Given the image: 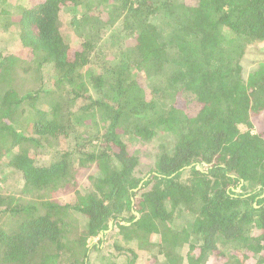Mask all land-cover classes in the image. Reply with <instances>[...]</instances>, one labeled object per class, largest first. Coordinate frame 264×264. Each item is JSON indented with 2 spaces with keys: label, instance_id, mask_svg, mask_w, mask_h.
<instances>
[{
  "label": "trees",
  "instance_id": "trees-1",
  "mask_svg": "<svg viewBox=\"0 0 264 264\" xmlns=\"http://www.w3.org/2000/svg\"><path fill=\"white\" fill-rule=\"evenodd\" d=\"M263 38L264 0H0V264H264Z\"/></svg>",
  "mask_w": 264,
  "mask_h": 264
},
{
  "label": "rangeland",
  "instance_id": "rangeland-1",
  "mask_svg": "<svg viewBox=\"0 0 264 264\" xmlns=\"http://www.w3.org/2000/svg\"><path fill=\"white\" fill-rule=\"evenodd\" d=\"M33 1H40V0H33ZM108 39H106L104 42L108 43ZM110 47L111 50H116V44L114 42H110ZM260 58H264V55L262 54H258V55H249L248 56V60H260ZM87 129H92L90 126ZM85 129V130H87ZM162 138H166L165 136H163V134H159L156 139L153 140V142L151 143H140L136 148L138 150H140L141 154H140V158H141V164L140 167L142 169V172L147 170L148 167H150V164L152 163L153 159V153L156 151L155 148L156 146H158V144L161 142ZM153 150V152H152ZM110 251V252H109ZM112 253V255L110 254ZM107 255V258H111L112 262H118L121 264H125V260H126V256L125 255H116V252H114V248L108 247V249L106 250V252L104 253L103 256ZM113 257V258H112ZM105 258V257H104ZM91 264H98V261L96 262L93 261Z\"/></svg>",
  "mask_w": 264,
  "mask_h": 264
},
{
  "label": "built area",
  "instance_id": "built-area-1",
  "mask_svg": "<svg viewBox=\"0 0 264 264\" xmlns=\"http://www.w3.org/2000/svg\"><path fill=\"white\" fill-rule=\"evenodd\" d=\"M257 45L258 47H260V49H264V38L261 41H259Z\"/></svg>",
  "mask_w": 264,
  "mask_h": 264
}]
</instances>
